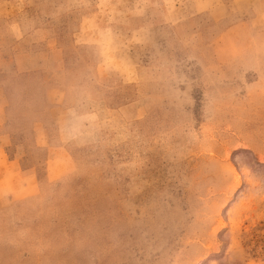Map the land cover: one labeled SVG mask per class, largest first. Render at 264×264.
I'll return each mask as SVG.
<instances>
[{"label":"rangeland","instance_id":"374dc122","mask_svg":"<svg viewBox=\"0 0 264 264\" xmlns=\"http://www.w3.org/2000/svg\"><path fill=\"white\" fill-rule=\"evenodd\" d=\"M0 264H264V0H0Z\"/></svg>","mask_w":264,"mask_h":264}]
</instances>
